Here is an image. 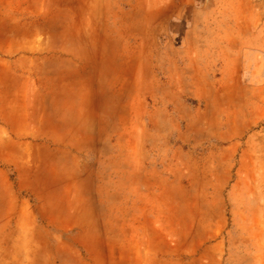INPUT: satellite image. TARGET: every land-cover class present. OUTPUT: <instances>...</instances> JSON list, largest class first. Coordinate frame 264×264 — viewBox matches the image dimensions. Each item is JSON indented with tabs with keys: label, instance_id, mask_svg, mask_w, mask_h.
I'll return each instance as SVG.
<instances>
[{
	"label": "rangeland",
	"instance_id": "rangeland-1",
	"mask_svg": "<svg viewBox=\"0 0 264 264\" xmlns=\"http://www.w3.org/2000/svg\"><path fill=\"white\" fill-rule=\"evenodd\" d=\"M0 264H264V0H0Z\"/></svg>",
	"mask_w": 264,
	"mask_h": 264
},
{
	"label": "crops",
	"instance_id": "crops-1",
	"mask_svg": "<svg viewBox=\"0 0 264 264\" xmlns=\"http://www.w3.org/2000/svg\"><path fill=\"white\" fill-rule=\"evenodd\" d=\"M60 129L61 130H63L64 131V127H61V128H59V127H57V128H54V132L57 134H61L62 135V137H63V135H64V132H62V131H60ZM7 193H9V191H10V188L6 185V187H5V189H4ZM20 202H18V208L15 210V213H14V217H13V219L14 220H16L17 219V224L19 223V224H23V222H24V219H26L27 220V218L25 217V218H23V216H22V212H21V205L19 204ZM7 218V217H6ZM5 218V219H6Z\"/></svg>",
	"mask_w": 264,
	"mask_h": 264
}]
</instances>
